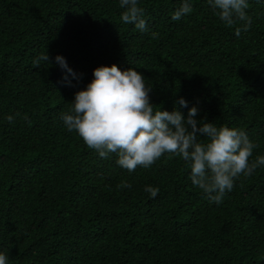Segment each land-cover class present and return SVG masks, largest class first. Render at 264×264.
I'll return each mask as SVG.
<instances>
[{
  "label": "trees",
  "instance_id": "obj_1",
  "mask_svg": "<svg viewBox=\"0 0 264 264\" xmlns=\"http://www.w3.org/2000/svg\"><path fill=\"white\" fill-rule=\"evenodd\" d=\"M182 2L140 0L142 33L120 20L119 0H0V253L8 264H264V166L235 179L217 204L193 186L179 156L129 172L60 119L96 68H134L157 109L187 119L196 107L198 124L246 132L257 145L250 162L264 156V0H248L246 31L242 21L226 26L208 0H190L193 11L173 20ZM46 53L50 64L37 66Z\"/></svg>",
  "mask_w": 264,
  "mask_h": 264
},
{
  "label": "clouds",
  "instance_id": "obj_2",
  "mask_svg": "<svg viewBox=\"0 0 264 264\" xmlns=\"http://www.w3.org/2000/svg\"><path fill=\"white\" fill-rule=\"evenodd\" d=\"M139 2L119 0V7L124 9L120 20L142 33L148 32L145 10ZM208 3L226 26L233 27L242 21L245 31L250 27L252 21L246 13L248 0H208ZM192 11L190 0H183L171 18L180 20ZM240 31L236 29L237 36ZM151 36L156 39L159 33L153 32ZM40 61L50 64L48 54H41L35 64L39 66ZM55 63L76 76L63 57L56 56ZM93 77L85 90L75 94L69 112L62 113L60 119L69 132L78 133L99 157L107 158L114 153L117 165L133 172L137 167H150L165 153L179 156L190 169L193 186L217 204L226 192L233 190L235 179L251 176L258 167L264 166V156L250 162L257 145L244 130L217 127L205 120L198 124L196 107L189 109L185 119L180 111L168 112L153 106L149 97L152 88L146 86L144 76L134 68L122 71L116 65L100 66L93 71ZM178 103L188 107L183 98ZM7 119L13 121L11 116ZM145 190L152 197L159 192L153 187ZM0 264H8V257L3 253H0Z\"/></svg>",
  "mask_w": 264,
  "mask_h": 264
}]
</instances>
